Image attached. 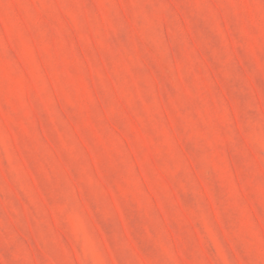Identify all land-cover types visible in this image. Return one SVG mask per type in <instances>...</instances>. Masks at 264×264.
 I'll use <instances>...</instances> for the list:
<instances>
[{
  "label": "rangeland",
  "instance_id": "obj_1",
  "mask_svg": "<svg viewBox=\"0 0 264 264\" xmlns=\"http://www.w3.org/2000/svg\"><path fill=\"white\" fill-rule=\"evenodd\" d=\"M0 264H264V0H0Z\"/></svg>",
  "mask_w": 264,
  "mask_h": 264
}]
</instances>
